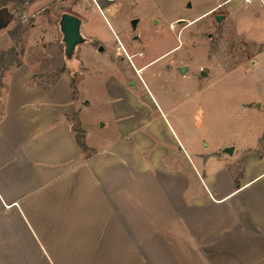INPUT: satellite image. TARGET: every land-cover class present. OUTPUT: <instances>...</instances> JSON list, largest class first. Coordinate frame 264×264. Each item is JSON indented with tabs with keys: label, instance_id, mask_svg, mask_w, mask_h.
<instances>
[{
	"label": "crops",
	"instance_id": "0c3cea01",
	"mask_svg": "<svg viewBox=\"0 0 264 264\" xmlns=\"http://www.w3.org/2000/svg\"><path fill=\"white\" fill-rule=\"evenodd\" d=\"M46 2L26 5V14ZM13 11L0 8V52L13 45ZM213 12L242 42L223 43L225 51L243 49L248 66L264 72V0H214L190 21ZM79 20L83 42L74 51L91 42L106 54L90 21ZM168 52L131 67L144 70ZM52 70L25 60L0 68V264H264L263 100L246 104L263 115L253 146L215 145L186 130L178 106L153 93L155 83L136 97L115 68L105 88L110 114L91 117L90 101L79 91L74 100L71 88L86 71L82 63L36 76Z\"/></svg>",
	"mask_w": 264,
	"mask_h": 264
},
{
	"label": "rangeland",
	"instance_id": "374dc122",
	"mask_svg": "<svg viewBox=\"0 0 264 264\" xmlns=\"http://www.w3.org/2000/svg\"><path fill=\"white\" fill-rule=\"evenodd\" d=\"M45 1L33 16L26 14L25 8L20 10L12 5L10 31L21 25V32L12 41L11 48L15 49L16 55H7L0 68L14 67L16 61L22 65L25 60L33 68L56 70L36 75L46 77L71 65L78 69L82 63L86 71L75 83L76 88L91 103L87 115L104 118L110 114L104 101L109 97L105 91L106 83H110L114 69L120 68L126 83H134L135 87L126 85V88L136 97L148 92L145 84L155 83L153 93L161 94L169 103L178 106L177 114L184 118L189 133L201 135L206 142L210 138L215 145L243 148L255 144L263 115L246 104L255 100L264 102V72L248 66L243 49L225 51L226 44L223 43L233 41L231 44L239 46L241 41H234L237 30L233 24L215 20L217 12L190 21L214 0H96L103 16L91 0ZM62 14L88 19L106 54L95 53L92 50L95 43L86 42L76 48L69 60L66 59L58 25ZM36 21L38 25L30 32L29 28ZM133 21H136L135 27ZM39 37L42 40H38ZM165 52L168 53L158 63L144 70L131 67L133 61L154 59ZM111 60L119 65L112 64ZM178 68H185V74L181 75ZM156 70L160 76L152 78ZM128 71L133 72L131 78H128ZM200 71L210 73V77L201 79ZM190 98L195 99L198 106L189 107Z\"/></svg>",
	"mask_w": 264,
	"mask_h": 264
},
{
	"label": "water",
	"instance_id": "95a60500",
	"mask_svg": "<svg viewBox=\"0 0 264 264\" xmlns=\"http://www.w3.org/2000/svg\"><path fill=\"white\" fill-rule=\"evenodd\" d=\"M221 15H216L215 20L219 23L222 20ZM133 27L136 25V21L132 22ZM79 26H80V20L77 17H74L69 14H63L60 17L59 20V29L62 34V41L65 48V56L67 58H70L71 55L74 52V49L77 45L81 44L83 42V38L81 37L79 33ZM99 50H102L101 47ZM180 73H185V68L179 69ZM201 75H205L204 73H201ZM134 85V83H132ZM232 148L229 147L226 149V152L228 154L232 153Z\"/></svg>",
	"mask_w": 264,
	"mask_h": 264
},
{
	"label": "trees",
	"instance_id": "16d2710c",
	"mask_svg": "<svg viewBox=\"0 0 264 264\" xmlns=\"http://www.w3.org/2000/svg\"><path fill=\"white\" fill-rule=\"evenodd\" d=\"M36 1L37 0H0V8L7 6V5H13L16 8L18 7V8H20V10H23L26 5L32 4ZM18 32H21V25H17L15 28V31H9L8 34H9V37L12 41L16 40L15 38H16V36H17L16 34ZM12 54L16 55V51L14 48H10L7 51L0 52V65H2L3 60L7 55H12ZM18 66H20V62L16 61L15 67H18ZM71 88H72L74 100H77L78 99V90H77L76 85H75V78H73L71 81ZM74 134H75V138H76V142H77L78 147L81 149L82 152H84V153L87 152L88 149L83 142L84 132L80 128V124L78 122L77 115L74 117ZM262 139H264V135H263Z\"/></svg>",
	"mask_w": 264,
	"mask_h": 264
},
{
	"label": "built area",
	"instance_id": "2783aa9c",
	"mask_svg": "<svg viewBox=\"0 0 264 264\" xmlns=\"http://www.w3.org/2000/svg\"><path fill=\"white\" fill-rule=\"evenodd\" d=\"M246 2H249V0H245Z\"/></svg>",
	"mask_w": 264,
	"mask_h": 264
}]
</instances>
